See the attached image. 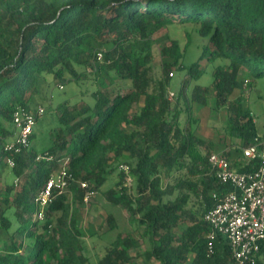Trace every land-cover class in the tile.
<instances>
[{
    "label": "trees",
    "instance_id": "1",
    "mask_svg": "<svg viewBox=\"0 0 264 264\" xmlns=\"http://www.w3.org/2000/svg\"><path fill=\"white\" fill-rule=\"evenodd\" d=\"M185 23L199 25L209 41L206 55L187 65L190 41L183 48L171 38L158 47V72L157 34ZM218 59L223 62L216 64ZM208 63L215 64L212 80L203 85ZM79 67L105 73L91 100L58 106L48 146H37L41 135L35 130L29 147L7 150L15 112L46 101L52 84L87 77ZM175 71L186 76L172 100ZM243 73L264 77V0H0V264H96L85 253L77 203H85L89 189L102 191L123 164L137 192L126 185L128 174L121 169L116 187L102 194L142 232L118 233L99 264H139V257L144 264L231 261L223 237L209 251L204 215L214 204L212 192L228 188L211 167L216 144L199 134L194 105L208 106L213 94L216 108L227 107L225 136L248 145L260 132L242 94ZM126 81L130 86L124 90ZM221 150L241 168L238 146ZM64 158L75 179L66 192L54 190L55 199L39 220L35 197ZM107 222L116 227L113 213ZM140 239L146 247L135 254Z\"/></svg>",
    "mask_w": 264,
    "mask_h": 264
},
{
    "label": "rangeland",
    "instance_id": "2",
    "mask_svg": "<svg viewBox=\"0 0 264 264\" xmlns=\"http://www.w3.org/2000/svg\"><path fill=\"white\" fill-rule=\"evenodd\" d=\"M198 29V24H173L167 26L157 34V37L160 39L155 47V66L158 72L161 70V59L158 47L171 38L178 39L183 48H185L188 41H190V45L187 47L185 57L183 58L185 64L190 65L197 60H201V57L205 54L204 47L209 41L207 38L200 35ZM202 62L205 64L206 60H202ZM220 62H223V60L218 59L216 64ZM214 66V63H208L206 65L207 73L199 83L203 85L211 83ZM79 70L81 72L85 71L87 77H83L78 82H68L63 87L59 84H52L46 88L49 93L47 100L44 101L45 103L40 102L37 104L47 107L46 113L39 119L35 129L36 132L41 135L36 142L37 146L45 147L50 144V137L55 127H52V123L57 117L58 106L61 103L68 101L73 104L81 102L82 100H91L93 90L97 88L100 81L106 79L105 73L98 75L96 72H93L92 68L84 69L79 67ZM185 76V71L174 72L169 87V93L175 92L176 94L181 89ZM242 76L244 79L242 94L249 100V105L254 112L259 132H264V77L248 76L246 73H243ZM51 79L52 77H50V80ZM129 86V81L123 83L124 90H127ZM192 88L193 86L191 85L190 92L193 90ZM175 98L174 95L172 100ZM194 116L200 119L198 124L199 134L203 138L215 142L216 146L214 151L218 149L221 150L229 144H233L234 146L241 145V141L238 138L229 139L225 136L223 126L228 117L227 107L216 108L213 94H209L208 106L200 107L194 105ZM121 167L117 172L113 173L108 181L101 187L102 191L97 192L88 201L86 200L84 204L77 203L80 212L79 221L82 228L85 230V253L90 257L91 261L96 264H99L100 258L105 254L108 245L117 237L118 233L132 232L135 236L139 237L142 232V230L138 229L137 224L131 222L126 211L120 207H118L119 210H117L116 206L109 202L102 194L103 191L116 187L117 182L120 180L119 172L122 169ZM7 180L10 182L15 180V178L10 179V177H8ZM130 189L134 193L137 192L134 181H132ZM170 198H173V196H166L165 200H169ZM45 209L46 208H44V210ZM40 210H42V208H40ZM37 212L38 211H36V213ZM115 212L118 214L117 225L115 228L110 229L107 216ZM140 242L143 243V240L140 239ZM145 247L146 243H143L140 248L134 249L133 252L137 254L140 249H144ZM137 262H139V264H144L145 258L139 257L137 258ZM149 264H155V262Z\"/></svg>",
    "mask_w": 264,
    "mask_h": 264
},
{
    "label": "built area",
    "instance_id": "3",
    "mask_svg": "<svg viewBox=\"0 0 264 264\" xmlns=\"http://www.w3.org/2000/svg\"><path fill=\"white\" fill-rule=\"evenodd\" d=\"M97 59H103V53L97 52ZM63 87V86H61ZM175 92H170V98ZM46 113V107L39 105L26 110L19 108L14 114L15 135L6 144V149L20 153L30 146V137L35 132L39 119ZM241 154L236 158L240 167L227 156L226 150L213 151L209 162L218 180L228 190L212 192L213 206L204 215V220L210 226L209 251L214 252L215 242L223 237L231 246V261L224 264H256L264 261V132L253 137L248 145H239ZM41 158L51 157L40 156ZM10 166L15 160L8 159ZM68 159L62 160L60 169L51 177L35 197L38 210L36 218H45V210L55 199L54 190L60 194L68 190L74 181V175L67 168ZM128 174L126 185L130 187L133 178L129 175L128 165L121 167ZM83 188H89L87 182L81 183ZM96 194L88 190L86 200Z\"/></svg>",
    "mask_w": 264,
    "mask_h": 264
},
{
    "label": "crops",
    "instance_id": "4",
    "mask_svg": "<svg viewBox=\"0 0 264 264\" xmlns=\"http://www.w3.org/2000/svg\"><path fill=\"white\" fill-rule=\"evenodd\" d=\"M116 208H117V210H119L118 207H116ZM117 210H116V211H117ZM113 214L115 215L116 218L118 217V216H117L118 214H116V212L113 213Z\"/></svg>",
    "mask_w": 264,
    "mask_h": 264
}]
</instances>
